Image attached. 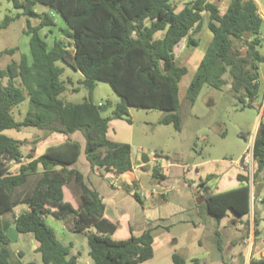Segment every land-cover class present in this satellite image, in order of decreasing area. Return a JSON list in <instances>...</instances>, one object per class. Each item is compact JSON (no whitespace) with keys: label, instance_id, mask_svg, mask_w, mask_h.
I'll list each match as a JSON object with an SVG mask.
<instances>
[{"label":"trees","instance_id":"1","mask_svg":"<svg viewBox=\"0 0 264 264\" xmlns=\"http://www.w3.org/2000/svg\"><path fill=\"white\" fill-rule=\"evenodd\" d=\"M12 1L22 10L17 17H28L25 33L30 36V54L22 53L19 60L0 67V264H38L23 260V251L12 258L9 228L32 234L36 252L45 264H79L74 244L59 239L57 230L47 221L49 215L58 220L71 216L73 231L87 235L89 264H140L153 258L151 229L124 240L113 238L117 223L104 216L100 192L74 167L82 145L72 135L80 131L86 138L85 152L92 169L104 168L117 174L132 170L131 145L108 137L112 117L102 112L110 103L93 100L97 80L108 81L121 98L114 117L130 121V106L160 109L167 112L161 122L181 130L179 83L188 67L177 63L175 48L185 38L188 45H198L193 34L202 30L206 12L213 38L190 84L189 97L195 100L205 83L221 87L229 74L235 95L244 106L252 105L245 103V96L254 101L260 95L259 68L264 62L258 49L264 18L257 0H231L224 12L210 0H187L179 10L176 0ZM37 4L64 19L62 32L67 41L56 38L49 45L41 31L56 21L48 13L37 12ZM30 17H38L40 22L34 25ZM14 19L6 16L0 29ZM17 50L6 48L0 51V58ZM59 61L82 73L81 82L89 88V99L76 103L60 97L67 85L62 78L65 67L58 65ZM26 99L29 109L22 120H17L13 108ZM23 127L57 133L65 139L48 146L38 157L30 153L31 161L23 163L21 146L25 140L2 133ZM254 153L257 199L258 187L264 188V120L255 135ZM14 162L21 163L18 171H11ZM40 165L42 171L38 170ZM154 175L160 177L158 172ZM238 179L241 184L237 187L205 195L203 205L208 214L221 220L229 210L239 217L251 212L250 177L241 173ZM71 192L76 206L71 202ZM133 194L141 201L140 193ZM261 202L264 205V198ZM18 205L28 209L16 215L14 208ZM8 213H14L11 222L4 219ZM254 218L258 223L256 211ZM218 244L222 250L221 241ZM251 264H264V256L251 259Z\"/></svg>","mask_w":264,"mask_h":264},{"label":"rangeland","instance_id":"2","mask_svg":"<svg viewBox=\"0 0 264 264\" xmlns=\"http://www.w3.org/2000/svg\"><path fill=\"white\" fill-rule=\"evenodd\" d=\"M186 1H175L178 10L185 5ZM210 1L218 4L221 12H224L231 0ZM258 2L260 4V12L264 18V0H258ZM35 8L40 14H50L56 21L55 25L46 26L41 31L49 45L52 46L56 38H65L67 41L68 38L62 32V28L66 26L64 19L42 4H37ZM20 11L22 10L15 7L12 0H0V23L6 16L15 17L8 27L0 29V51L11 47L18 48L15 54H4L0 58L1 68H6L13 60H19L22 53L30 54V36L25 33L28 17L26 15L17 17ZM30 20L34 25L40 22L38 17H30ZM203 22L202 30L193 34L199 42L198 45H188V40L185 38L175 48L177 63L188 67V72L179 83V113L182 117L181 130L176 129L172 123H162L161 120L166 116L167 112L160 109L130 106V121L126 117H114V109L121 98L108 81H96V87L93 92L94 102L98 104L110 103L109 107L102 112L103 116L112 117L108 137L131 145L132 161L135 165L134 176L136 175L139 181L134 191L140 194L143 192L148 198L157 196L151 193L153 184L152 171L157 162L153 160L147 168L139 167L137 163L143 153L150 158H156L160 163L170 161L185 164V174L188 181L192 184L195 181L199 182L201 178L210 176L209 185L211 187L217 185L221 180L223 187L230 189L239 183L236 178V174L240 170L237 162L251 143L252 138L255 137L259 121L264 120V109L261 110V105L264 103V62L260 63L259 68L260 95L254 101H251L249 96H245V103L252 102V105L244 106V102L235 95L229 74L225 76L227 83L221 87L218 88L210 83H205L195 100L190 99V84L213 38V33L208 27V12L205 13ZM258 49L264 55V24L262 28V44L258 46ZM57 64L65 67L62 78L67 85L66 91L60 97L64 101L76 103L89 99V88L81 82L83 79L82 73L62 61ZM28 109V99L15 106L13 108L15 119L22 120ZM2 133L25 140L22 152L24 155L23 160L27 161L28 154L32 151V148H39V145H43L40 141L47 131L34 127H23L20 131L8 129ZM35 141L38 142L36 143ZM11 168L12 171H18L19 165L12 163ZM164 185V182H162V190L166 189ZM196 186L197 184L194 183L195 188ZM252 191L253 193L255 192L254 186H252ZM262 195L264 197V190ZM24 208V206H18L14 213L19 214ZM258 209L264 214L263 203L255 199L253 211L257 212ZM14 213L6 214L4 219L10 222L13 221ZM47 221L57 230L61 241H65L64 243L66 244L70 242L74 245L79 244V248L74 249L75 247H73L74 252L79 255V264H86L87 261H91L88 255L89 245L87 237L83 234L71 233V227L74 224L71 216L63 222L65 230H61L62 222L52 217H49ZM248 227L252 228L251 230H255L254 221L250 222ZM261 227H263L261 230H264V219L261 220ZM245 228L248 229L247 224H245ZM205 233L207 234V231ZM241 233L242 231L235 230L233 236L238 237ZM167 236L169 237V235ZM184 238L187 237L185 236ZM182 239L179 242H174L173 238L169 237V241L164 248L156 245L154 247V257L140 264H177L173 260L172 254L181 255ZM36 245L37 243L32 234L19 233L16 241H12L10 245L12 258H15L17 253L23 251V260H34L38 264H45L41 254L36 252ZM246 248L247 246L244 244H239L236 253H231L226 247L225 258L230 261L232 260V255H234L237 264H244L245 256L242 254ZM194 249L193 253L206 260L209 259V262L211 261L209 264H212V259L220 254L217 246L209 240H204L201 247ZM186 264H192V262L186 260Z\"/></svg>","mask_w":264,"mask_h":264},{"label":"crops","instance_id":"3","mask_svg":"<svg viewBox=\"0 0 264 264\" xmlns=\"http://www.w3.org/2000/svg\"><path fill=\"white\" fill-rule=\"evenodd\" d=\"M263 109L264 103L261 105V110ZM260 122L261 121H259L258 126ZM72 137L78 140L82 145L79 160L74 167L80 169L85 174L90 185L100 192L105 204L104 216L112 222L117 223V228L112 235L114 239H128L132 234L140 235L144 230L151 229L153 246L159 245L161 248H164L169 241V237H172L174 242H179L186 236L187 238L182 239L181 242V255L178 256L176 253L172 254L175 263H177L176 260H179L177 264H186V260L191 261L192 264H209L211 262H209V259L206 260L193 253V250H195L194 248L201 247L204 240H209L215 244L220 252L219 255L212 259V264H237L234 255L231 257L232 260L229 261L225 258V253L226 247H228L229 252L236 253L239 244L247 246L245 252L242 254L245 256L244 264H251V259H259L264 256V230H261V228H263L261 227V220L264 219V214H262L259 209L257 210L259 222L256 223L254 218L255 211H253V203L255 204V200L252 202V197L251 212L249 214L239 217L232 210H229L224 218L217 220L205 211L203 204L205 195L213 191L227 190V188L223 187L221 180L217 185L211 187L209 185L211 179L207 181L209 176L201 178L199 182L193 179V181H195L194 183L197 184L195 188L194 183L192 184L187 179L185 164L170 161L160 163L156 158H150L143 153L137 163L139 167L147 168L153 160L157 162L152 171L153 184L151 190V193L157 196L148 198L145 193L142 195V192L140 194L141 201H139L133 194L136 184L139 181L138 177L136 175L134 176L133 170L135 169V165L132 161V151L131 161L133 168L130 171L117 174L113 170H106L104 168L97 167L92 169L91 163L87 159L85 152L86 138L80 131L75 132ZM64 139L65 137L63 135L57 133H44L43 141H40L43 145H39V148H32L29 154L33 153L34 157H38L48 146L59 144L64 141ZM24 145L25 144L22 146ZM29 154L28 160H23V163L31 161L32 158L29 157ZM240 159L237 162V166L240 170L236 174L239 183L234 187L241 184V181L238 179V174L245 173L240 166ZM17 164L20 167L21 163ZM49 168L53 169L58 167L50 166ZM43 169L42 165L38 168L39 171ZM157 172L160 177L154 175ZM130 173H132V175L129 176ZM162 182L165 184V190H162ZM252 186L256 187V184ZM208 187L209 191L206 192V188ZM263 190V187H258L257 199L260 202L261 199L264 198L262 195ZM71 202L75 206L77 205L72 192ZM18 206H24V210L28 209L26 205ZM17 207L14 208V211ZM49 217L62 222L61 230H65L63 224L65 220H58L51 215H49L47 219ZM252 221H254L255 230H251L252 228L248 227V224ZM245 224H247L248 229L245 228ZM90 230L93 231L95 229L91 228ZM235 230L242 231L241 235L234 237L233 232ZM205 231H207V234ZM71 233L83 234L87 237L85 233L74 232L73 226L71 227ZM167 235H169V237ZM219 241H221L222 250L219 248ZM74 247V249L79 248V244L77 243ZM90 262L91 261H87L86 264Z\"/></svg>","mask_w":264,"mask_h":264},{"label":"built area","instance_id":"4","mask_svg":"<svg viewBox=\"0 0 264 264\" xmlns=\"http://www.w3.org/2000/svg\"><path fill=\"white\" fill-rule=\"evenodd\" d=\"M254 140L255 137L252 138L251 143L245 150V152L242 154L240 159V166L242 170L249 175L251 180V185H253V176L255 172V153H254ZM15 163V162H14ZM144 195V193H142ZM252 202L255 200L254 193H252ZM254 204V203H253Z\"/></svg>","mask_w":264,"mask_h":264},{"label":"water","instance_id":"5","mask_svg":"<svg viewBox=\"0 0 264 264\" xmlns=\"http://www.w3.org/2000/svg\"><path fill=\"white\" fill-rule=\"evenodd\" d=\"M7 235L12 241H16L18 235H19V230L16 228H9L7 230Z\"/></svg>","mask_w":264,"mask_h":264}]
</instances>
